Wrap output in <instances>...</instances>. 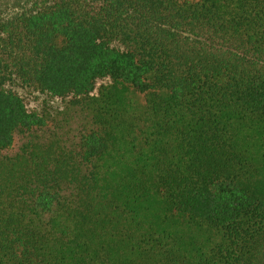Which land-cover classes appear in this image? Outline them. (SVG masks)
I'll use <instances>...</instances> for the list:
<instances>
[{"label":"trees","instance_id":"trees-1","mask_svg":"<svg viewBox=\"0 0 264 264\" xmlns=\"http://www.w3.org/2000/svg\"><path fill=\"white\" fill-rule=\"evenodd\" d=\"M15 134L0 264H264V0H0Z\"/></svg>","mask_w":264,"mask_h":264},{"label":"rangeland","instance_id":"rangeland-1","mask_svg":"<svg viewBox=\"0 0 264 264\" xmlns=\"http://www.w3.org/2000/svg\"><path fill=\"white\" fill-rule=\"evenodd\" d=\"M12 88L16 91L25 93L24 90H22L20 87H18L16 84L12 86ZM26 96V95H25ZM31 102L32 106H36V108H40L41 109V99L42 97H35V99L33 97L30 96V98H28ZM52 108H50V113L52 116H55L56 119H60L61 116L57 115L59 113V111L62 109V103L61 102H53ZM80 125H81V120L78 117H74V119L72 121H70V123L68 124V126H66L62 132H65L70 139H74L77 135H78V131L80 130ZM56 125V122H52L49 123L48 127L44 129V132L42 131H37L38 134H43L47 135L49 133V131H51ZM27 139L26 136L21 135V134H15L14 139H13V143L11 145L10 148L0 151V158L4 157V156H10L15 154L19 147L21 146V144Z\"/></svg>","mask_w":264,"mask_h":264}]
</instances>
